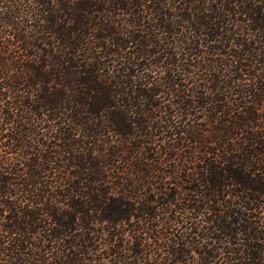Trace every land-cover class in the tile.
Masks as SVG:
<instances>
[{
    "label": "trees",
    "instance_id": "trees-1",
    "mask_svg": "<svg viewBox=\"0 0 264 264\" xmlns=\"http://www.w3.org/2000/svg\"><path fill=\"white\" fill-rule=\"evenodd\" d=\"M0 264H264V0H0Z\"/></svg>",
    "mask_w": 264,
    "mask_h": 264
}]
</instances>
